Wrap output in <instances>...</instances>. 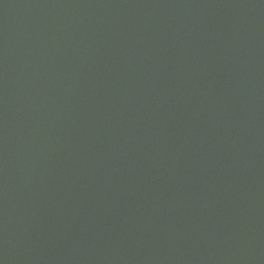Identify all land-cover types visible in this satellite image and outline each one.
<instances>
[{
	"label": "water",
	"instance_id": "95a60500",
	"mask_svg": "<svg viewBox=\"0 0 264 264\" xmlns=\"http://www.w3.org/2000/svg\"><path fill=\"white\" fill-rule=\"evenodd\" d=\"M0 264H264V0H0Z\"/></svg>",
	"mask_w": 264,
	"mask_h": 264
}]
</instances>
